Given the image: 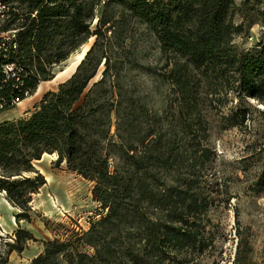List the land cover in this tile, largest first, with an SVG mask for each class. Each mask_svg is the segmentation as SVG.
<instances>
[{"label":"trees","instance_id":"1","mask_svg":"<svg viewBox=\"0 0 264 264\" xmlns=\"http://www.w3.org/2000/svg\"><path fill=\"white\" fill-rule=\"evenodd\" d=\"M248 3L0 0V113L15 107L13 98L22 101L53 79L54 68L95 37L67 80L42 93L23 115L0 121V193L22 210L16 220L27 217L31 193L45 184L35 167L44 153H56V163L93 181L92 198L105 210L77 241H44L30 264H189L193 252L207 248L209 203L193 168L197 152L206 161L209 149L198 140L185 158L180 146L204 131L203 92L264 103V48L253 55L234 41L245 27L234 16ZM116 5L154 35L162 77L171 85L168 109L154 114L149 127L146 109L108 74L107 54L96 52L109 23L104 12ZM102 60L100 78L90 83ZM4 64L14 65L13 74L6 76ZM237 117L245 118L243 109L225 119L233 125ZM32 239L18 228L5 244L21 252ZM82 245L93 253L81 251Z\"/></svg>","mask_w":264,"mask_h":264},{"label":"rangeland","instance_id":"2","mask_svg":"<svg viewBox=\"0 0 264 264\" xmlns=\"http://www.w3.org/2000/svg\"><path fill=\"white\" fill-rule=\"evenodd\" d=\"M233 1L238 6L243 0ZM247 1L243 13L234 16L236 23H245L234 41L254 55L264 48V0ZM104 14L109 23L107 28H101L102 37L96 52L107 54L108 74L118 79L122 92L137 98V105L146 109V126L149 127L154 114L163 115L168 109L171 86L162 77L164 69H161L157 42L144 24L127 14L123 16L120 6H110ZM95 22L96 19L92 21V29H95ZM94 39L90 37L86 44L58 64L53 79L41 82L31 96L14 108L2 111L0 121L23 115L42 93L55 90L59 83L67 80L85 55L78 58V53L88 44L86 51ZM148 66L153 70L147 69ZM103 68L102 60L90 83L100 78ZM203 94L200 109L204 131L193 138L191 145L180 146V150L185 158L191 156L198 140L209 149L210 157L206 161L197 152L193 170L198 172L197 186L209 203L205 230L212 241L202 252H193L189 264H264V103L247 96L238 99L230 92H222L215 98L206 92ZM241 109L245 114L242 121L237 117L236 124L232 125L225 119L231 112ZM111 127L113 134L115 127ZM43 155L35 167L44 176L45 184L31 193L24 210L27 217L20 216L16 220V214L22 210L11 205L5 194L0 193L2 264H30L32 258L42 252L44 241L55 238L77 241L81 231L105 214L92 198L93 181L67 168L64 162L56 163V153ZM18 228L28 230L33 239L27 240L21 252L8 251L5 242L14 240ZM79 249L93 253L86 245Z\"/></svg>","mask_w":264,"mask_h":264},{"label":"built area","instance_id":"3","mask_svg":"<svg viewBox=\"0 0 264 264\" xmlns=\"http://www.w3.org/2000/svg\"><path fill=\"white\" fill-rule=\"evenodd\" d=\"M4 73L7 75L13 74L14 72V65L13 64H4ZM19 102H21L18 98H13L10 103L12 105H17ZM0 107H2V103H0Z\"/></svg>","mask_w":264,"mask_h":264},{"label":"bare ground","instance_id":"4","mask_svg":"<svg viewBox=\"0 0 264 264\" xmlns=\"http://www.w3.org/2000/svg\"><path fill=\"white\" fill-rule=\"evenodd\" d=\"M85 44H86V43H85ZM87 47H88V44L83 46L82 51L78 53V58H80V57L83 55V53L86 52L85 49H86ZM84 51H85V52H84ZM45 155H49V154H46V153H45ZM43 156H44V155H43ZM40 170H41V169H40Z\"/></svg>","mask_w":264,"mask_h":264},{"label":"crops","instance_id":"5","mask_svg":"<svg viewBox=\"0 0 264 264\" xmlns=\"http://www.w3.org/2000/svg\"><path fill=\"white\" fill-rule=\"evenodd\" d=\"M41 95H42V94H41ZM31 107H32V106H31ZM31 107H30V108H31ZM28 109H29V108H28ZM26 110H27V109H26Z\"/></svg>","mask_w":264,"mask_h":264},{"label":"water","instance_id":"6","mask_svg":"<svg viewBox=\"0 0 264 264\" xmlns=\"http://www.w3.org/2000/svg\"><path fill=\"white\" fill-rule=\"evenodd\" d=\"M89 48H90V47H89ZM89 48H88V49H89ZM88 49H87V50H88ZM87 50H86V51H87ZM85 53H86V52H85Z\"/></svg>","mask_w":264,"mask_h":264}]
</instances>
